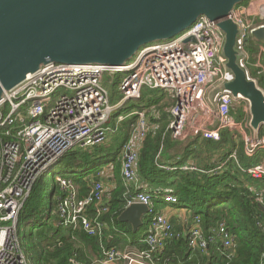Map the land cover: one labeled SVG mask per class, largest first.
Returning a JSON list of instances; mask_svg holds the SVG:
<instances>
[{"label":"built area","instance_id":"1","mask_svg":"<svg viewBox=\"0 0 264 264\" xmlns=\"http://www.w3.org/2000/svg\"><path fill=\"white\" fill-rule=\"evenodd\" d=\"M246 2L237 4L231 16L239 28L235 44L240 53L239 66L247 77L254 79L250 72L252 67L264 74V43L258 41L252 31L264 28V21L248 22L245 18L257 9L264 12V0ZM261 17L264 18V14ZM187 37L192 39L184 41ZM223 38L216 22L201 15L177 37L142 47L132 61L121 65L124 71H117L116 65H98L99 69L91 70L79 67L94 66L91 64L51 63L4 94L0 100V264H30L17 234V223L37 178L53 170L65 151L105 140L113 108L109 91L101 83V75L106 71L126 74L121 81L120 98L115 104L151 98L156 90L164 91L174 99L167 125L172 139L202 136L218 141L220 132L229 130L236 134L247 157L264 150V135H255L248 120L238 119L231 112L239 107L248 118L247 102L234 98L230 90L219 88L222 83L232 80L231 72L224 67ZM249 43L256 46L255 51L248 50ZM58 91L61 92L57 94ZM150 112L149 108H140L130 113L136 116V122L122 146L121 162L123 182L138 190L128 203L136 201L149 208L151 194L139 189L137 162L145 137L155 127L149 121ZM231 157L236 160L235 153ZM183 168L196 169L193 165ZM105 169L107 165L97 173L96 181L84 197L79 196L71 178L63 174L55 177L60 191L56 194L57 226L79 227L88 235L102 233L105 225L90 219L87 210L93 206L97 216L107 211V190L98 178ZM242 170L251 178H263L264 159ZM163 198L166 202H176L175 195L170 192ZM179 234L167 217L162 213L155 214L143 240L148 246L146 251L103 248L102 258L96 264H114L119 258L124 264H155L152 261L154 253ZM186 239L190 248L207 255L210 244L216 239L224 248L232 245V238L223 224L206 236L198 216L187 225Z\"/></svg>","mask_w":264,"mask_h":264},{"label":"trees","instance_id":"2","mask_svg":"<svg viewBox=\"0 0 264 264\" xmlns=\"http://www.w3.org/2000/svg\"><path fill=\"white\" fill-rule=\"evenodd\" d=\"M248 50L253 52L256 46L249 43ZM251 77H256L258 85L264 90V75L259 73V69H251ZM157 91L152 99L131 100L112 111L109 119L113 123L121 115L125 116V120L118 126L112 123V134L107 141L71 148L55 165L64 177L73 180L80 197H84L96 181L97 173L103 168L102 163L111 165L108 177L116 184L105 193L107 211L97 216L93 206L87 210L90 219L105 225L101 234L88 235L79 227L57 226V200L51 202L45 212L44 176L34 182L17 223V234L30 264H96L102 258L103 248L146 251L148 246L143 240L148 224L151 217L158 213L167 217L175 231L180 229L181 233L154 253L152 261L155 264H264V203L259 202L264 196V177L254 179L242 170L261 162L264 150L247 157L242 143L229 130H222L218 141L202 136L172 139L167 125L174 99L164 91L159 90L160 94ZM113 93V89L109 90V100L115 104L121 94L119 92L114 98ZM146 107L151 111L149 121L155 127L145 137L139 151L137 175L141 183L140 191L150 193L152 201L143 225L132 232L129 223L117 220L138 191L134 185L123 182L122 146L136 122V116L130 113ZM231 112L247 122L248 118L241 108L231 109ZM263 135L264 129H261L259 136ZM232 153H235L236 160L231 157ZM185 165H193L196 169H184ZM103 174L104 171L98 176L101 181L104 180ZM167 177L169 180L166 181ZM58 192V188L54 187V193ZM168 192L175 195V203L164 200L163 195ZM164 204L184 207L186 221L191 222L198 216L206 236L223 224L232 238V245L224 248L216 239L210 244L208 255L190 248L186 239L188 222L180 225L178 217L159 209ZM52 218L53 221L49 222ZM125 234H130L131 238L127 239Z\"/></svg>","mask_w":264,"mask_h":264},{"label":"water","instance_id":"3","mask_svg":"<svg viewBox=\"0 0 264 264\" xmlns=\"http://www.w3.org/2000/svg\"><path fill=\"white\" fill-rule=\"evenodd\" d=\"M246 1L0 0V100L51 63L123 65L144 45L178 36L202 15L216 22L224 37L221 52L232 80L219 88L247 102L248 125L259 135L264 129V90L239 66V28L231 16ZM252 35L264 43V28ZM149 211L148 205L131 201L117 220L136 232Z\"/></svg>","mask_w":264,"mask_h":264},{"label":"rangeland","instance_id":"4","mask_svg":"<svg viewBox=\"0 0 264 264\" xmlns=\"http://www.w3.org/2000/svg\"><path fill=\"white\" fill-rule=\"evenodd\" d=\"M245 5H249V3L248 2H246L245 3ZM253 7H256L255 5H253ZM264 14V12H262V11H260V10H256L253 14H251L249 17H246L245 19L249 22V21H251V20H253V21H264V18L263 17H261L262 15ZM252 22V21H251ZM174 37H177V35H175V36H173V38ZM149 44H151V43H149ZM139 52V51H138ZM136 56V55H135ZM135 56H133L132 57V59L131 60H129V62L130 61H132L134 58H135ZM238 58V57H237ZM252 69H253V67H252ZM251 72V71H250ZM259 73H262V71L261 70H259ZM255 74H256V72H255ZM263 74V73H262ZM126 74H124V73H122V74H109L107 71L106 72H104L102 75H101V83L108 89V91L109 90H111V89H113L114 90V98H116V96H117V94L119 93V89H120V85H121V81H122V79L124 78V76H125ZM264 75V74H263ZM254 79H256L257 80V82H258V79L256 78V77H253ZM157 91V90H156ZM59 92H61V91H58L57 92V94L59 93ZM158 93L157 94H160V92L161 91H157ZM154 94H156V92L155 91H153L152 92V95H151V99L154 97ZM147 97V96H146ZM143 99H148V98H143ZM143 99H139V100H143ZM134 101H137V100H134ZM110 104L111 105H113V108H112V111H114L116 108H118V107H121L120 105H122V104H115L114 105V103L112 102V101H110ZM124 104V103H123ZM236 104V103H235ZM145 109H147V108H145ZM111 118V117H110ZM110 120V122L108 121V123H107V126H109L108 127V130L106 131V137H105V140L107 141L110 137H111V134H112V129H111V126H112V123H113V121L111 120V119H109ZM125 120V116H123V115H121V116H119L115 121H114V123H113V125L115 124L116 126H118L121 122H123ZM76 147V146H75ZM74 148V147H73ZM264 159V156H263V158H262V160ZM109 164H111V163H109ZM106 163H102V165H101V167H103L99 172H101L103 169H104V167H106ZM55 171V172H54ZM53 172H54V175H53ZM61 171L60 170H58V168H54L53 170H50V171H48L45 175H44V179H45V184H46V190H45V202H46V206H45V212H46V210H48V208H49V205H50V203L51 202H53V201H55L56 200V194L57 193H54V187H57L56 186V183H55V177L56 176H58V174H61L60 173ZM56 174V175H55ZM166 179V181L167 180H169V178L167 177V178H165ZM76 190H77V188H76ZM51 196V197H50ZM51 199V200H50ZM263 201V203H264V196L262 195V197H260V200H259V202L261 203ZM166 207H170L172 210H174V211H177V210H179V211H183V212H185V208L184 207H178L177 205H170V204H164V205H161L160 207H159V209H164V208H166ZM50 221H53V218L52 219H49V222ZM179 221V223H180V225H182V223H181V221L180 220H178ZM186 222H188L187 223V225L190 223L189 221H186ZM176 231H178V232H180L181 233V230L180 229H177ZM127 239H130L131 238V236H130V234H125L124 235ZM123 251V250H122ZM118 261H123L122 259H118ZM118 264H120V263H118Z\"/></svg>","mask_w":264,"mask_h":264},{"label":"crops","instance_id":"5","mask_svg":"<svg viewBox=\"0 0 264 264\" xmlns=\"http://www.w3.org/2000/svg\"><path fill=\"white\" fill-rule=\"evenodd\" d=\"M110 167H111V165L109 166L107 164V169L104 170V174H103L104 175L103 184H104L105 191L112 188L116 184L115 181L109 180L108 175L111 173ZM139 186L141 187L140 180H139ZM162 211L165 213L167 212L170 216L178 217L179 218L178 220H181V223L187 220L186 216H185V212H183V211H179V210L174 211L170 207H166V208L162 209ZM118 263L124 264L123 261L121 262V261L116 260L114 262V264H118Z\"/></svg>","mask_w":264,"mask_h":264},{"label":"bare ground","instance_id":"6","mask_svg":"<svg viewBox=\"0 0 264 264\" xmlns=\"http://www.w3.org/2000/svg\"><path fill=\"white\" fill-rule=\"evenodd\" d=\"M143 47H146V45H144ZM139 50H137V52H136V54H138L139 52H138ZM91 65H94V66H88V67H86V66H79V67H81L82 69H91V70H97V69H99V67H98V64H91ZM116 66H118V70L117 71H124V67L123 66H121V65H116ZM53 175H54V173H53Z\"/></svg>","mask_w":264,"mask_h":264}]
</instances>
